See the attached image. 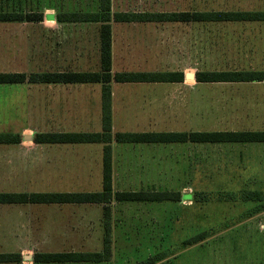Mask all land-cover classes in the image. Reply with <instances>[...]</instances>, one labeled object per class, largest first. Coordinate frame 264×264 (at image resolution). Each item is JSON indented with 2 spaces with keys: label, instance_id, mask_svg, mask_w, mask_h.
Masks as SVG:
<instances>
[{
  "label": "crops",
  "instance_id": "1",
  "mask_svg": "<svg viewBox=\"0 0 264 264\" xmlns=\"http://www.w3.org/2000/svg\"><path fill=\"white\" fill-rule=\"evenodd\" d=\"M93 1L96 2L94 9L87 6L84 10L59 12L54 8H44L38 11L42 14V21L39 23L0 22V67L9 68L0 70V73H23L26 75L32 73L30 70L32 29L38 30L39 53L46 63V68L42 72L99 71L100 24L97 22H58L57 20V15L61 13L98 12L99 0ZM230 1L232 6L234 4L240 5V3L249 6L253 0ZM259 1L264 4V0ZM26 2V0H12V11L22 14L29 13L30 10L25 9ZM136 2L137 0H110L111 17L122 13H145L135 9L141 1L138 0L137 4ZM131 5L135 8L129 9L128 6ZM177 10H173L172 13L188 12ZM242 12L253 11L244 10ZM191 24L182 22L128 23L115 22L111 19L109 22L111 74L158 72V70H144L141 67L151 63L147 60L150 56L149 50L163 48V44H166V48L172 52L161 59L166 61H160L161 63L156 61L155 64H166L172 67L168 72H182L184 81L186 77H195L185 68V66H190L188 51L191 44ZM203 24L200 26L206 30L207 26H214L216 36L214 41L210 40L207 38L206 33L208 32L206 31V35L203 34L202 41L199 42L200 44L213 41L217 45V49L230 50L238 49L239 44H251L252 46L255 40L254 29L256 27L261 30L260 39L263 40L264 44L263 23L219 22ZM144 51L146 52L145 55L143 54ZM128 65L141 69L127 70L126 66ZM184 81L169 85L185 84ZM132 85L136 84L113 83L110 85L112 134L119 132H161L157 129L164 113L168 115L170 124L185 119L187 110L183 100L185 92L172 90L159 93L151 90L126 88ZM202 85L222 86V89L216 94V113L221 115L222 120L231 126L223 128L230 130L219 131H253L257 128H264V82ZM32 86H37L38 89H32ZM182 103L183 105L180 107ZM166 106L168 111L163 112ZM256 124H260V126H256ZM101 130V84L34 85L22 83L0 85V135H8L0 142V193H90L87 189L94 185L95 178L101 179V190L103 145L44 143L35 139L37 134L94 133ZM156 145L158 144H119L113 141L111 143L112 180L119 177L151 176L152 171L156 170L157 161L153 159V155H146L143 151ZM199 146L210 149L214 147L216 161L213 168L206 169L204 165L210 161V156L204 149L205 152H201L204 155H200L199 158L200 166H202V168L200 167L201 171L221 172L217 173L216 176L228 171L254 170L255 172L259 169L264 172V143L199 144ZM204 176L211 175L205 174ZM227 177L242 176L237 173L227 175ZM245 177L254 179L253 183L258 182L254 173ZM75 188L81 190H74ZM261 190L257 189L256 191ZM182 197V199H188L189 196L182 194ZM96 206L102 212V205L95 204H0V246L4 247L1 243H10L9 246L13 248L10 251L0 249V253L19 254L22 258V262L19 264L31 262L32 257L25 253L30 251L28 249L29 243H31V227L33 225H48L47 215L41 214V211L46 212L47 208H52V210L58 209L60 211L73 210L72 212H77L82 210L87 212L89 208ZM113 206L114 203L111 204V207ZM32 211L37 212V214ZM260 216H264V211L251 218L252 228L245 232L247 235L257 238L252 240V252L247 253L246 256L240 255V252L237 258L231 254L229 259L226 258L227 260H221L215 264H264V260L259 259L260 256L255 253L256 250H261L264 256V220ZM63 218V215L57 218L52 216L50 219H53L54 223H49V225L88 227L92 225V222L98 223L101 226L102 241V217L95 221L85 215L79 217L80 221L75 219L74 222L72 218L71 220ZM237 223L233 222L229 225L235 226ZM111 225V240H113L117 224L112 218ZM223 231L222 234H232L231 237L238 233L233 228ZM91 233L86 229L71 232V234L83 235V239ZM255 241L260 242V245H255ZM26 242H28L27 246L25 245ZM196 263L206 264V262L201 261ZM180 264L185 263L180 262Z\"/></svg>",
  "mask_w": 264,
  "mask_h": 264
},
{
  "label": "rangeland",
  "instance_id": "2",
  "mask_svg": "<svg viewBox=\"0 0 264 264\" xmlns=\"http://www.w3.org/2000/svg\"><path fill=\"white\" fill-rule=\"evenodd\" d=\"M26 1L25 9L36 12L44 8H54L59 12L84 10L87 6L92 9L96 8V2L94 3L93 0ZM140 1L141 3L136 8L131 5L128 6L129 9L135 8L145 13H171L173 10L178 11L177 9L188 12L232 10L260 12L264 9L263 2L259 0H253L249 6L242 5V3L232 6L230 0ZM12 8V0H0V11H9ZM200 25L204 24H191V44L188 51L190 66H185L189 73L195 75L198 71H264V44L263 40L260 39L261 30L259 28L256 27L254 29L255 40L252 46L251 44H239L238 49L230 50L216 48L217 45L213 42L216 36L214 34V26H207L206 30ZM206 31L208 32L206 33L207 38L213 41L207 44H200L199 42L202 41L203 34L206 35ZM38 40V30L32 29L30 59V70L32 73L42 72L46 68L44 59L40 57ZM169 50L166 48V44H163V48L149 50L150 56L147 60L151 63L141 68L168 72L172 67L166 64L156 65L155 62L166 61L161 59H164L172 52ZM145 53L144 51L143 54L145 55ZM5 68L7 69L8 67H0V70ZM139 68L131 65L126 66L127 70H137ZM184 82L185 84L181 85L136 84L126 88L151 90L159 93L172 90L185 92V97L183 98L187 109L185 119L170 124L168 115L164 113V116H161L157 131L230 130L223 129L231 125L222 120L221 115L216 113V94L222 89V86L198 84L195 79H185ZM32 89L36 90L38 88L37 86H32ZM182 105L183 103L180 107ZM166 110L168 111L167 106L163 112H166ZM256 126H260V124H256ZM253 131H264V128H257ZM204 149L210 156V161H207L204 167L211 169L216 165L214 147L210 149L190 143L176 145L158 144L143 151L146 155H153V159L157 161L156 170L152 171L151 176L113 179L114 191L168 190L180 192L189 197L177 203L122 205L114 203V206L111 207L112 219L117 224V227L113 240H111L112 257L109 262L101 264H137L157 255L158 257L161 256L162 260L154 264H171L174 261L176 262L175 264H180V262L198 264L196 263L198 261L206 262V264H215V262L227 260L226 258L229 259L231 254L237 258L240 252V255L243 254L245 256L247 253L252 252V240L257 238L251 237L245 232L252 228L251 218L263 212L257 208L263 202L260 204L242 202L239 197L241 191H256L257 189H262L261 191L264 194V172L259 169L255 170V172L254 170L228 171L218 175L221 176L218 177L216 176L217 173L221 172L214 170L201 171L200 167L202 168V166H200L199 158L202 155L201 152H205ZM237 173L242 177H227V175ZM252 173L256 174L257 183H253L254 179L245 177ZM205 174L211 176L206 177L204 176ZM93 184L87 190L90 192L100 191L101 179L95 178ZM74 190L81 189L75 188ZM227 193L235 195V200H229ZM88 210L87 212L82 210L72 212L73 210L60 211L47 208L46 212L41 211V214L47 215L48 225H33L31 227V243H29L28 249L30 251L25 253L33 257L35 253L100 252L102 250L101 226L98 223L91 221L92 225L88 227L62 224L60 226L49 225V223H54V220L50 219V217L54 216L57 218L62 215L64 216L63 219L71 220L72 218L73 222L75 219L80 221L81 216L85 215L95 221L102 217L103 222L102 212L97 206ZM34 213L37 214V212ZM260 218L264 220V216H260ZM59 221L63 222L62 220ZM233 222L238 223L235 226H230L229 224H233ZM257 226L259 227V225ZM232 228L238 231L235 236L231 237L232 234H222L224 229L230 230ZM78 229H86L92 233L87 236L84 235L85 239H83V235L71 234L72 231ZM200 233H205L203 241L197 244H186L189 239ZM260 242L255 241L254 243L255 245H260ZM1 245L4 246H0L2 250H13L9 246L10 243H1ZM25 245L27 246L28 242ZM255 253L260 256L259 259L264 260L261 250H256ZM23 264L33 263L31 261Z\"/></svg>",
  "mask_w": 264,
  "mask_h": 264
},
{
  "label": "trees",
  "instance_id": "3",
  "mask_svg": "<svg viewBox=\"0 0 264 264\" xmlns=\"http://www.w3.org/2000/svg\"><path fill=\"white\" fill-rule=\"evenodd\" d=\"M98 12L61 13L58 22H97L99 27L100 68L97 72H34L0 73V85L30 83L38 84H101L102 130L94 133H46L37 134L35 139L44 143L101 144L103 145L102 188L90 193H0V204H95L102 205L103 238L100 252H55L35 253L33 264H101L112 257L111 204H160L177 203L182 200L180 192L168 190L114 191L112 185L111 143L119 144H249L264 143V131H189V132H141L115 133L111 128V83L117 84H172L184 81L183 73L177 72H120L111 74V34L109 22L137 23H219V22H259L264 24V11L260 12H180V13H122L110 15V0L98 1ZM42 21V14L36 11L22 14L16 11H0V22ZM198 84L214 83H257L264 82V71H198L195 74ZM8 135H0V142ZM228 194V193H227ZM228 194L229 200L235 195ZM262 191H241L242 202L260 204L264 211ZM236 198V199H239ZM205 239V233L189 239L186 244H197ZM154 256L137 264H154L161 261ZM19 254L0 253V264H19Z\"/></svg>",
  "mask_w": 264,
  "mask_h": 264
},
{
  "label": "water",
  "instance_id": "4",
  "mask_svg": "<svg viewBox=\"0 0 264 264\" xmlns=\"http://www.w3.org/2000/svg\"><path fill=\"white\" fill-rule=\"evenodd\" d=\"M190 77H191V76H190ZM186 79H195V77H193V76H192L191 78H189V77H186Z\"/></svg>",
  "mask_w": 264,
  "mask_h": 264
},
{
  "label": "bare ground",
  "instance_id": "5",
  "mask_svg": "<svg viewBox=\"0 0 264 264\" xmlns=\"http://www.w3.org/2000/svg\"><path fill=\"white\" fill-rule=\"evenodd\" d=\"M189 78H191V77H189Z\"/></svg>",
  "mask_w": 264,
  "mask_h": 264
}]
</instances>
